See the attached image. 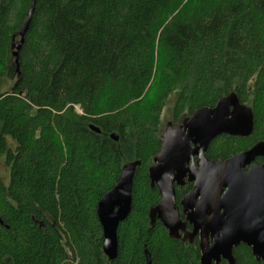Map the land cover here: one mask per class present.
Returning a JSON list of instances; mask_svg holds the SVG:
<instances>
[{
    "label": "trees",
    "instance_id": "obj_1",
    "mask_svg": "<svg viewBox=\"0 0 264 264\" xmlns=\"http://www.w3.org/2000/svg\"><path fill=\"white\" fill-rule=\"evenodd\" d=\"M232 93L254 130L217 136L211 159L264 141V0H0V264H200L152 214L150 169L172 99L175 124ZM130 161L110 260L97 206ZM234 256L264 264L244 244Z\"/></svg>",
    "mask_w": 264,
    "mask_h": 264
},
{
    "label": "water",
    "instance_id": "obj_2",
    "mask_svg": "<svg viewBox=\"0 0 264 264\" xmlns=\"http://www.w3.org/2000/svg\"><path fill=\"white\" fill-rule=\"evenodd\" d=\"M33 13L24 25V36ZM21 42L13 45L17 56ZM97 133L101 130L94 126ZM254 130L253 116L235 93L221 98L213 107H203L186 118L182 124L170 123L162 134V147L150 169L152 185L161 193L160 204L152 211L172 238H180L182 223L175 199L174 181L181 182L190 171L197 182L195 194L186 196L183 204L200 196L195 211L188 216L194 225L193 233L200 231V264H235L234 248L246 245L257 261H264V164L251 165L264 157V141L227 159L208 160L204 152L217 136L228 134L247 137ZM111 137L118 140V134ZM194 146V147H193ZM194 154L201 157L199 170L188 168ZM140 161L123 165L118 182L99 200L97 216L103 229L104 254L110 260L117 258L118 227L131 212L134 177ZM251 165V166H250ZM250 166L248 171L244 169ZM151 264V261H148Z\"/></svg>",
    "mask_w": 264,
    "mask_h": 264
},
{
    "label": "flooded vegetation",
    "instance_id": "obj_3",
    "mask_svg": "<svg viewBox=\"0 0 264 264\" xmlns=\"http://www.w3.org/2000/svg\"><path fill=\"white\" fill-rule=\"evenodd\" d=\"M170 123H172V122H170ZM182 123H183V121L181 123L179 122V123H175L172 125L175 126L177 124H182ZM162 143H163V141H162ZM208 148H209V146H208ZM208 148L204 152L205 157L210 161L219 160V159H211L210 157L207 156ZM259 159H262V160H259ZM201 161L202 160H201L200 155L194 154L193 158L188 163V168L191 169L192 167H196L199 170V164ZM154 164H155V162H154ZM254 164H257V165L264 164V157L257 158L251 165H254ZM250 166H247L244 170L248 171L250 169ZM190 174H191V172L188 171L185 174L184 178H182L180 183L177 181H174L175 199H176V203H177V208H178L180 220L182 223V229L179 232L180 238H175V239H178L182 243H185V244H189V243L195 244L200 249V231H198L196 234H194L193 233L194 225L188 219V216L195 211V209H196L195 204L199 202L200 196L195 197L194 201L193 200L189 201L187 206L183 204V200L186 198V196H189L191 194H195L194 192L197 190V186H196L197 182H196V180L191 179ZM151 184H152V182H151ZM152 186L157 187L156 184H154ZM157 189H158V187H157ZM158 191H159V189H158ZM159 194L161 197V199H160V202H161L162 196H161L160 192H159ZM160 202H159V204H160ZM157 220L160 221L159 219H157ZM161 224H162V222H161ZM167 231L169 233L168 229H167ZM200 256H201V249H200ZM225 262H227V261H225Z\"/></svg>",
    "mask_w": 264,
    "mask_h": 264
},
{
    "label": "rangeland",
    "instance_id": "obj_4",
    "mask_svg": "<svg viewBox=\"0 0 264 264\" xmlns=\"http://www.w3.org/2000/svg\"><path fill=\"white\" fill-rule=\"evenodd\" d=\"M173 100L172 99L169 104L163 109L162 116H161V130L162 134L165 133L167 128L170 125V122H172V106H173ZM0 178H2L4 181L9 180V171L4 162L0 161Z\"/></svg>",
    "mask_w": 264,
    "mask_h": 264
}]
</instances>
